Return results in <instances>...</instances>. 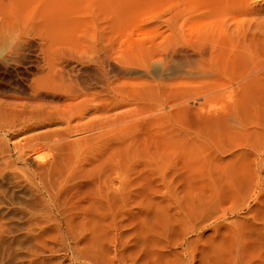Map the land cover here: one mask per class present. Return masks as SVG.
<instances>
[{
    "label": "rangeland",
    "instance_id": "1",
    "mask_svg": "<svg viewBox=\"0 0 264 264\" xmlns=\"http://www.w3.org/2000/svg\"><path fill=\"white\" fill-rule=\"evenodd\" d=\"M104 36L114 65L170 40L189 58L126 69L138 101L94 89L46 126L0 118V264H37L60 236L106 259L186 236L190 264H264V0H0V64L26 44L0 66V108L17 103L14 81L46 75L40 55Z\"/></svg>",
    "mask_w": 264,
    "mask_h": 264
},
{
    "label": "bare ground",
    "instance_id": "2",
    "mask_svg": "<svg viewBox=\"0 0 264 264\" xmlns=\"http://www.w3.org/2000/svg\"><path fill=\"white\" fill-rule=\"evenodd\" d=\"M101 38L102 39L99 41V44H95V45L93 44L92 46L89 47L87 46L86 48L84 47V49L82 48L80 52L77 51L74 52L73 50V52L67 51V53H59L58 50L56 51L58 53L52 52L49 54L48 57H46V54L45 55L43 54L42 56L40 55L38 57V63L37 66L35 67V70L38 74L39 73L41 74L43 71L44 72L47 71L46 75H44L41 78H31V79L22 78L20 80L14 81L13 83L14 88L12 92H14L15 94L17 93L22 94V96L24 95L23 97L25 98L26 96V98L22 99L18 94L17 95L20 98L15 96V94L13 97L11 96L12 101L14 100L13 102H17V103L10 104L11 109L0 108V118L2 120L5 119L4 121L5 123L7 122L6 124L9 127H14L16 124L20 125V124H25L26 122L29 123L30 121L35 122L40 126L43 125L46 126L49 123H55L56 121H61L63 118H64L63 120H65L68 113L67 109H73V108L77 109L78 106L82 105L85 102H88L89 100L87 101V98L90 92L93 93L96 89L98 91L100 89L103 93H107L111 97L114 96L120 97L123 95L125 96L127 94L128 95L133 94L136 96L134 100L138 101L139 98L138 95L140 94V92L138 91L139 89L132 88L130 90V88L126 89L125 87H123L127 83V81L123 80L124 78L122 77V74L124 73V71H126V69L146 68L147 66L149 67L148 64L151 61L156 59L162 61L163 64L165 63L164 65H169L172 61L175 62L177 60V62L179 61L178 63L182 62L183 64H179V65H181V67H184V64L187 62V59L189 58L187 57L188 55H186L188 54V52L183 54L186 55V57L185 56L182 57L181 54L184 53L185 50L183 49L184 51L182 50L183 52H181V50L179 49L178 51V48L176 49V47L171 46V44H173V41L170 40L172 42L169 43L170 45L164 42L166 46L158 45L156 43H151L146 47H139L137 49H134L135 51L133 50L132 52L127 54L120 51V53L118 54L117 62L118 63L120 62V65L122 66H118L117 64H115L117 65L115 66L113 64L114 59L113 60L111 59L114 55H117L116 53L113 52L114 49L113 44L108 45L107 43L108 41L105 40L106 38L105 36ZM17 41L14 47L11 45L13 47V51L10 53V55H8L7 58H4V60H2L5 63V65H3L2 63L1 64L3 65L2 67L5 70H7L8 66H14V67L18 66L20 63L19 61H22L20 59L21 56L20 52L24 48H26V44L24 42H17ZM167 41L169 40L167 39ZM26 42H28V39ZM27 46L30 45L27 44ZM42 51L40 52V54L43 53ZM179 52L181 53L179 54ZM110 60L112 61L113 65L110 63ZM83 65H88L86 76H83L82 70L80 71L78 69V67L80 68V66L84 67ZM167 68L168 67H166V69ZM124 75L125 74H123V76ZM148 92H149L148 97H152L151 96L152 92L150 91V89L148 90ZM40 98H49L52 100L51 102L53 101L61 102V105L60 106L41 105L37 103V101ZM82 107L84 108V106ZM79 108L81 109V107ZM34 119L36 120L40 119V121L38 122L33 121ZM9 127L8 130H11ZM54 141L55 143L57 142L56 140ZM76 236L77 238H79V235H75V237ZM60 237L62 239V243L60 239L57 240L60 243V244L58 243L59 245L57 248H56L57 245L56 246L53 245L54 247L50 246L49 248H47L46 252L48 253V256L46 255L37 264H44V262L48 264H65L64 263L65 260H67L69 264H190L189 255H188V244H186L187 239L185 238L186 236L181 239V242L179 244H173V245L169 243L168 237L164 236L162 238V241L165 242V244L162 245L163 247L160 248L159 246L158 248V245H156V243L150 244L149 247H147V249L151 247L150 250L145 251L144 248L146 247H144L143 248L144 253L141 252V254L143 253L142 254L143 256L137 257V255H139L138 254L139 251H138L136 255L137 258H128V257H132L129 256L128 252H127L128 256L126 257L124 255L126 258L124 256L123 258L121 256L122 255L121 253L125 251L124 248L127 249V247L125 246H123L124 248L122 249L124 250L122 252H118L121 251V248H119V250L113 249V251L112 248H110L111 252H113V255L110 254L111 252L109 248L105 247L108 248L107 251V253L109 252L107 254L109 256L108 258L112 257V259H106L105 258L106 256L104 257L102 256V254H100L101 249L97 250V248L101 246H96L97 248L95 247L96 244L95 239H94L95 244L92 242L94 246L90 248L88 246L89 240L87 241L88 243V245H86L87 247L86 246L83 247V245H85L86 242L82 243L81 244L82 247H80L79 246L80 244L78 242L82 238L78 239L79 241L77 242L74 237H73L74 239L72 237L71 238L69 237L70 239L64 237L67 240L73 241V242L71 241L70 243L71 245H70L68 244L69 241L66 242V240H64L62 236ZM152 239L155 240V238L153 237ZM94 240L92 239V241ZM99 244L100 243H98V245ZM18 247L19 246H16L14 250L17 251L19 249ZM178 249H180V252H177ZM128 250L131 249L128 248ZM135 251L133 250V253H131L130 251L129 252L135 255L134 253ZM59 253L61 254L65 253L64 255L66 257L65 256L60 257V255L57 256ZM15 254H16L15 256L17 257L18 253L16 252ZM69 254H71V257H68ZM104 255H106V252L104 253Z\"/></svg>",
    "mask_w": 264,
    "mask_h": 264
},
{
    "label": "clouds",
    "instance_id": "3",
    "mask_svg": "<svg viewBox=\"0 0 264 264\" xmlns=\"http://www.w3.org/2000/svg\"><path fill=\"white\" fill-rule=\"evenodd\" d=\"M5 58H7V57H5Z\"/></svg>",
    "mask_w": 264,
    "mask_h": 264
}]
</instances>
